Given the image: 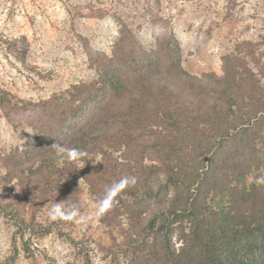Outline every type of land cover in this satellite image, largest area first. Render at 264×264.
Masks as SVG:
<instances>
[{"label": "trees", "instance_id": "1", "mask_svg": "<svg viewBox=\"0 0 264 264\" xmlns=\"http://www.w3.org/2000/svg\"><path fill=\"white\" fill-rule=\"evenodd\" d=\"M165 33L149 51L123 26L111 57L87 51L96 80L46 100L0 88V113L14 127L27 123L34 130L24 150L0 158V214L23 223L33 191L68 215L78 212L81 162L89 166L84 178L91 192L109 205L138 200L127 210L131 220H143L138 227L154 236L155 246L153 255L135 261L264 264V184L247 180L264 168L261 80L241 53L222 58L221 75L193 76L182 67L179 40L169 27ZM257 69L264 77V63ZM143 132L145 146L135 137ZM57 144L84 155L69 159ZM149 152L159 164L146 163Z\"/></svg>", "mask_w": 264, "mask_h": 264}, {"label": "rangeland", "instance_id": "2", "mask_svg": "<svg viewBox=\"0 0 264 264\" xmlns=\"http://www.w3.org/2000/svg\"><path fill=\"white\" fill-rule=\"evenodd\" d=\"M91 7L104 13L92 16ZM123 26L149 51L169 27L180 42L183 69L196 77L221 75L222 58L241 53L264 88L257 69L258 61L264 63V0H0V88L38 102L96 80L87 51L111 57ZM124 46L129 48V41ZM141 134L145 132L135 137L145 146ZM33 137L29 124L14 127L0 113V158L24 150ZM158 156L149 152L146 163L159 164ZM101 159L98 155L93 165ZM76 166L81 209L71 218L52 220L53 200L43 202L36 191L23 223L0 214V264L11 258L14 264H149L148 258L135 261L137 255H153L155 246L154 236L138 227L143 220H131L127 210L138 200L129 197L124 205H109L85 181L89 166ZM4 173L0 163V177ZM261 177L264 168L247 180L261 184ZM11 187L18 192L16 181Z\"/></svg>", "mask_w": 264, "mask_h": 264}, {"label": "clouds", "instance_id": "3", "mask_svg": "<svg viewBox=\"0 0 264 264\" xmlns=\"http://www.w3.org/2000/svg\"><path fill=\"white\" fill-rule=\"evenodd\" d=\"M55 147H56V150H57L58 154H66L69 159H75L78 156L84 155L83 152H81L80 150L75 149V148L67 149V148H65V147H63L62 145H59V144L55 145ZM257 182L258 183H264V177H261ZM120 183L122 185L127 184L128 180L127 179L122 180ZM110 195H111V192H110ZM99 207H100V209L103 210V204H101ZM49 216H50V218L52 220H56L58 218H64V219L71 218L70 214L69 215H65V213L61 211V205L59 203H57L56 205L53 206V208L51 209V211L49 213Z\"/></svg>", "mask_w": 264, "mask_h": 264}]
</instances>
